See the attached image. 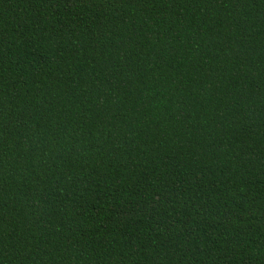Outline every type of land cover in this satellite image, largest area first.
Segmentation results:
<instances>
[{
	"label": "trees",
	"instance_id": "1",
	"mask_svg": "<svg viewBox=\"0 0 264 264\" xmlns=\"http://www.w3.org/2000/svg\"><path fill=\"white\" fill-rule=\"evenodd\" d=\"M0 264H264V0H0Z\"/></svg>",
	"mask_w": 264,
	"mask_h": 264
}]
</instances>
